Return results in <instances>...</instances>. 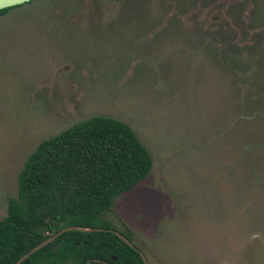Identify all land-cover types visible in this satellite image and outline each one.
<instances>
[{
    "label": "rangeland",
    "instance_id": "rangeland-1",
    "mask_svg": "<svg viewBox=\"0 0 264 264\" xmlns=\"http://www.w3.org/2000/svg\"><path fill=\"white\" fill-rule=\"evenodd\" d=\"M93 117L153 157L102 216L149 264H264V0H38L0 16V221L29 155Z\"/></svg>",
    "mask_w": 264,
    "mask_h": 264
},
{
    "label": "trees",
    "instance_id": "trees-1",
    "mask_svg": "<svg viewBox=\"0 0 264 264\" xmlns=\"http://www.w3.org/2000/svg\"><path fill=\"white\" fill-rule=\"evenodd\" d=\"M18 7L0 10V16ZM153 165L134 130L113 118L93 117L44 140L19 172L18 195L9 200L0 221V264H16L70 226L113 228L103 214L113 209L117 197L147 179ZM88 262L145 264L115 234L80 231L64 233L22 264Z\"/></svg>",
    "mask_w": 264,
    "mask_h": 264
},
{
    "label": "water",
    "instance_id": "water-1",
    "mask_svg": "<svg viewBox=\"0 0 264 264\" xmlns=\"http://www.w3.org/2000/svg\"><path fill=\"white\" fill-rule=\"evenodd\" d=\"M35 0H0V10L8 9V8H13V7H18L22 6L24 4H28L30 2H33ZM68 231H80V232H108L115 234L118 236L123 242H125L128 246H130L133 250H135L143 259L145 264H149V261L145 254L131 241L129 240L123 233L120 231L114 230V229H107V228H82V227H77V226H70L67 228L62 229L60 232L57 234L51 236L35 248H33L29 253L25 254L22 258L19 259V261L16 264H22L24 261L29 259L32 255L43 249L44 247L48 246L49 244L55 242L61 235ZM57 249V247H56ZM87 264H90L88 262ZM109 264V263H106Z\"/></svg>",
    "mask_w": 264,
    "mask_h": 264
},
{
    "label": "flooded vegetation",
    "instance_id": "flooded-vegetation-1",
    "mask_svg": "<svg viewBox=\"0 0 264 264\" xmlns=\"http://www.w3.org/2000/svg\"><path fill=\"white\" fill-rule=\"evenodd\" d=\"M7 210H8V208H7ZM6 216H7V215H6ZM3 219H4V218H3ZM3 219H2V220H3ZM2 220H1V221H2ZM110 229H113V228H110ZM114 230H115V229H114ZM55 248H56V247H55ZM22 257H23V256H22ZM22 257H21V258H22ZM18 261H19V260H18ZM18 261H17V262H18ZM17 262H16V263H17ZM105 264H106V263H105Z\"/></svg>",
    "mask_w": 264,
    "mask_h": 264
}]
</instances>
